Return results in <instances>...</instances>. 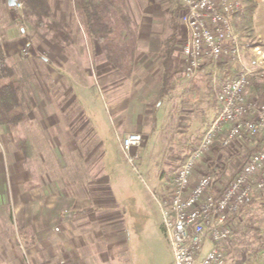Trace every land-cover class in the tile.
<instances>
[{
	"label": "rangeland",
	"instance_id": "1",
	"mask_svg": "<svg viewBox=\"0 0 264 264\" xmlns=\"http://www.w3.org/2000/svg\"><path fill=\"white\" fill-rule=\"evenodd\" d=\"M175 1L129 0V11L142 39L134 77L125 81L123 74L106 62L94 47L96 42L85 33L75 0H53L57 14L70 21L76 29L79 28L73 44L64 50L50 41L45 28L36 24V17L30 14L25 3L19 9L10 7L8 0H0V37L8 63L17 66L19 72L28 78L31 121L20 124L14 130L0 127V264H57L64 259L62 247L57 242L59 235L54 236L51 228H46L44 232L50 230L48 236L52 237L46 234L43 244L37 245L31 242L30 228L22 229L19 222L22 219L25 224L30 222L32 182H40L39 197L46 205L55 191V184L63 185L61 180L67 178L75 167H80V164L65 163L72 152L62 142L65 128L69 129V120L78 111H82V120H86L88 126L79 145L90 143L91 149L97 147L95 154L105 158L102 166H105L107 175H112L117 161L124 158L116 142L117 127L106 110L113 102L117 103L112 109L127 114L136 105L139 113L134 117L145 116L144 127L151 120L148 114L150 107L160 102L158 113L162 130L153 133L144 147H138L144 160H150L155 166L164 165V160L169 167L175 166L179 158L190 151L188 142H198L205 124L215 117L218 106L213 104L212 93L207 90V77L202 75L196 88L186 91V94L179 84L163 101L159 99L160 84L156 77L161 70L167 23ZM247 61L254 66L250 58ZM181 75L179 71L178 79ZM89 76L93 81L96 78L98 84L94 82V87L89 90L80 88L75 82L76 79L87 83ZM258 91L262 100L264 87L258 88ZM256 92L251 91L252 94ZM52 112L53 115H49ZM119 117L124 118L125 115ZM125 118L128 119L127 116ZM118 131H122L121 127ZM17 137L27 138L34 145L31 158H25L22 151L15 147ZM142 139L143 143V135ZM215 148L219 149L220 155L215 158L212 151L205 154L197 165L198 175L222 165L240 147L235 144L222 151L218 146ZM165 151L167 155L164 156ZM74 154H79V151H74ZM135 164L136 168H126L127 172L121 170L134 177L133 182L130 179L125 181L126 184L120 181L121 186L128 190L140 187ZM139 170L144 174L143 170ZM34 173L38 179L33 178ZM113 184L116 185V181ZM142 185L150 187L149 184ZM17 202L26 204L28 212L23 214L22 219L21 213L16 212ZM263 204L264 195H260L232 219L235 238L223 246L227 255L225 264L259 262L261 257L257 259L253 253L264 242V209L260 208ZM123 206L127 210V213L121 210L126 235L125 250L113 260L111 253H105L104 259L97 264H171V250L158 223V210L143 211V206L138 204V207L132 200L126 201Z\"/></svg>",
	"mask_w": 264,
	"mask_h": 264
},
{
	"label": "built area",
	"instance_id": "2",
	"mask_svg": "<svg viewBox=\"0 0 264 264\" xmlns=\"http://www.w3.org/2000/svg\"><path fill=\"white\" fill-rule=\"evenodd\" d=\"M16 8L23 2L15 0ZM182 6L183 30L180 73L185 86L207 77L218 112L206 126L198 144L176 169L165 188L153 192L161 225L172 249L173 264H225L223 246L235 238L232 219L248 201L264 195V96L251 93L254 77H264V53L258 46L250 51L255 66L234 26V14L243 12L242 0H178ZM238 67L234 78H221L220 67ZM206 68V70H204ZM142 135L132 132L121 138L128 162L136 168L131 149L142 143ZM256 145L246 165L228 185L216 181L212 168L195 176L198 163L218 146L225 149L244 143ZM239 148V149H240ZM59 231V227L55 228ZM210 247L206 249L207 243ZM57 264H69L62 259ZM257 264H264V251Z\"/></svg>",
	"mask_w": 264,
	"mask_h": 264
},
{
	"label": "crops",
	"instance_id": "3",
	"mask_svg": "<svg viewBox=\"0 0 264 264\" xmlns=\"http://www.w3.org/2000/svg\"><path fill=\"white\" fill-rule=\"evenodd\" d=\"M253 1L255 3V9L253 13L255 35L260 42L258 47L264 53V0ZM138 34V40L140 44L142 34L139 29ZM180 36L181 43L183 30H180ZM147 43L145 45H147ZM94 47L97 48L98 51L97 43H95ZM180 49L181 44L178 46V51H180ZM138 50L140 55V45L138 47ZM245 50L247 52L248 58L252 60L255 66V58L249 56L252 48ZM137 59L138 55L135 61V70ZM106 62L109 63L108 61ZM110 66L112 65L110 64ZM230 67L231 68H229L228 65H222L220 67V74L224 75L228 72L232 73V69L234 70L235 68L237 72L239 71L238 67ZM112 68L114 67L112 66ZM204 70H206V68H204ZM134 74L130 78L124 77V80H132ZM87 80V83L78 82L76 79L75 82L80 88L88 90L94 87V82L95 85H98L96 82V78L93 81L89 76ZM198 80L199 78L195 79L187 86H185V81L182 77H179L177 87L179 86V84H181L182 90H185L184 93L186 94V91L195 88L193 85H196V83H198ZM257 80L263 81L264 77L258 76L254 79V83ZM260 93L256 92L253 94V96L260 97L262 95ZM165 98L166 97L161 99L159 91L160 101H163ZM116 103L117 102H113L111 106H109L108 108L106 107V110L111 114L110 118L111 120H114V123L117 127L116 142L118 148L124 155V158H122V160L120 161L117 159V165L114 168L115 171L113 172V174L107 175L105 166H102L105 163V158H103L102 155L97 156L95 154L97 147L91 149V146L89 145L90 143H83L82 145H79V141L83 139L82 137L85 135L88 126H86L87 121L82 120V111H78L77 114H74L75 117L72 120H69V129L65 128L62 135V142L67 146L69 152L73 153L76 150L79 151V154L77 155H72V153H69V160L67 159L68 161H65V163L80 164V167H75V169H73V171L68 174L67 178H63L61 180L63 182V185H60V183H58L59 185L55 184L57 188L55 187V191L53 192L52 196H49L50 199L48 198L49 201L47 200L48 203L46 205H43L41 197H39L41 195L40 182H32L34 186H32L33 199L30 212V222H27L25 224V221H22V218L24 217L23 214L25 213V215H27L28 212L27 210H25L26 204L17 202L18 204L16 207V212L21 213L20 216L22 219L21 222H19L20 227L22 229L28 227L30 228L31 242L37 245L40 243L43 244V241L46 239V234L47 237L50 238L52 236H48V234L53 231L52 233L54 236L56 234L59 235V239H57V242L62 247L61 255L64 259H67L69 261V264H97L98 261L104 259V254L108 252L111 253L110 258L113 260L118 253H120L122 250H125L126 235L123 231V228L125 226L123 224L124 218L121 215V210L124 211V213H127V210L123 205L128 200L134 201L137 206L138 204L142 205L143 211L152 212V210H155L156 208L159 213L158 223L165 237L161 225V215L159 207L157 201L154 198L153 192H157L159 190L161 191L165 188L166 182L171 180L175 168L180 163L183 156L179 158V161L175 166L169 167L168 164L165 163V160L164 165L161 164L160 166H155L151 164L150 160H144L143 156L140 154L141 152H139L138 147H144L153 133L162 130L160 129L159 125L160 117L158 113L160 102L158 103V105L150 107L148 114L150 115L151 120L147 127H144L143 124L146 122L145 116L141 115V117H134L136 113H139L136 105L130 108L127 111L129 113L127 114L120 112L119 110L117 111L115 109H112L114 108V106H116ZM214 103L215 106H217L216 102L213 100V104ZM123 114L125 115V117L127 116L128 119H126L125 117H119ZM216 114L217 109L215 110L214 115ZM49 115H53V112L49 113ZM207 124L208 123L205 124L204 129ZM118 127H121V132L118 131ZM132 132L141 133L144 137V141L139 146L133 147L130 151L132 155L137 156V173L140 177V181L138 182V184L140 187H137V189L128 190L127 187L121 186L120 181L122 180L123 184H126L125 181H127V179H130L131 182L134 181V177L131 178V173H126V168H132L133 166L128 162L126 155L122 150L120 141L121 138ZM89 148L90 150L87 151ZM215 150L219 151V149L215 148L212 150V152ZM165 155H167L166 151L164 153V156ZM12 163L14 162L12 161ZM139 168L143 170L144 174L142 173V171L140 172ZM121 170H124L126 172L123 173ZM198 174H200L199 166L198 169L196 168L195 176H198ZM113 176H115V178H113ZM36 177L37 175L34 173L33 178L35 179ZM115 181L116 185L113 184L115 183ZM142 183H144L145 185L149 184L150 187H148V185L147 187L142 185V187ZM143 201L144 205L142 204ZM56 227H59V231H55ZM46 228H51V231L47 230V232H44ZM21 237L23 238V235H21ZM165 240L171 250V264H173L172 249L166 237ZM210 245L211 244L208 242L206 249H208ZM91 260H93V262L90 263L89 261Z\"/></svg>",
	"mask_w": 264,
	"mask_h": 264
},
{
	"label": "trees",
	"instance_id": "4",
	"mask_svg": "<svg viewBox=\"0 0 264 264\" xmlns=\"http://www.w3.org/2000/svg\"><path fill=\"white\" fill-rule=\"evenodd\" d=\"M77 13L84 22V31L91 41L97 43L98 52L124 77L130 78L134 74L135 61L139 53L138 27L129 11V0H75ZM29 9L30 14L36 17V24L45 28L46 35L50 41L59 46L62 50L71 46L74 37L79 31L70 21L63 20L56 12L53 0H21ZM170 10V17L167 23L168 34L164 39L161 54V70L157 79L161 84V99L167 97L178 84V73L181 70L182 62L178 46L181 44L180 36V13L182 10L178 0ZM245 5L243 12L234 14V26L238 32L245 49L259 46L255 35L253 13L255 3L253 0H242ZM97 49V48H96ZM229 68H231L229 66ZM232 73L221 75V78H234L236 68ZM28 78L22 75L17 66L8 63L4 43L0 37V127L7 126L15 129L22 123L31 122L29 117L30 100H28ZM258 81V80H257ZM255 81L253 90L264 87V80ZM196 88V85H193ZM197 141L188 142V147L193 148ZM15 147L22 151L25 158H31L34 153V145L29 139L17 137ZM259 148V143L250 145L244 143L220 166L212 168L216 175V181L228 186L243 169L249 158ZM215 158L220 155L218 150L213 151ZM187 153L183 155L175 171L180 167ZM174 171V172H175ZM252 201L248 200L236 213L237 216L245 208L250 206ZM264 209V204L261 205ZM234 216V217H235ZM264 251V242L261 248L256 249L254 257L259 259Z\"/></svg>",
	"mask_w": 264,
	"mask_h": 264
},
{
	"label": "water",
	"instance_id": "5",
	"mask_svg": "<svg viewBox=\"0 0 264 264\" xmlns=\"http://www.w3.org/2000/svg\"><path fill=\"white\" fill-rule=\"evenodd\" d=\"M8 4L10 7H15L16 2H15V0H8Z\"/></svg>",
	"mask_w": 264,
	"mask_h": 264
}]
</instances>
